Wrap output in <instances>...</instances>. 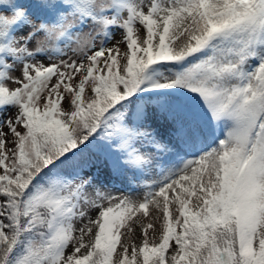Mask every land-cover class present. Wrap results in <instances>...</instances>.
I'll list each match as a JSON object with an SVG mask.
<instances>
[{
    "label": "snow or ice",
    "instance_id": "1",
    "mask_svg": "<svg viewBox=\"0 0 264 264\" xmlns=\"http://www.w3.org/2000/svg\"><path fill=\"white\" fill-rule=\"evenodd\" d=\"M0 264H264V0H0Z\"/></svg>",
    "mask_w": 264,
    "mask_h": 264
}]
</instances>
